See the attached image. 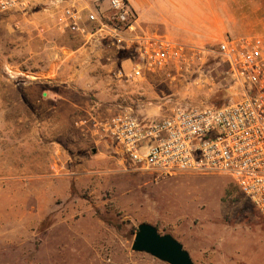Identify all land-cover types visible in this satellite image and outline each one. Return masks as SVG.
I'll use <instances>...</instances> for the list:
<instances>
[{
	"label": "rangeland",
	"instance_id": "374dc122",
	"mask_svg": "<svg viewBox=\"0 0 264 264\" xmlns=\"http://www.w3.org/2000/svg\"><path fill=\"white\" fill-rule=\"evenodd\" d=\"M200 3L210 24L200 46L264 35V0ZM95 46L58 30L40 8L0 16V264H164L131 251L141 223L174 237L195 264H264V221L229 177L128 172L112 148L74 126L92 104L140 120L228 104L237 96L225 65L209 56L190 73L136 85L99 67V92L109 96L97 98L88 69L106 46Z\"/></svg>",
	"mask_w": 264,
	"mask_h": 264
},
{
	"label": "built area",
	"instance_id": "2783aa9c",
	"mask_svg": "<svg viewBox=\"0 0 264 264\" xmlns=\"http://www.w3.org/2000/svg\"><path fill=\"white\" fill-rule=\"evenodd\" d=\"M36 8L49 11L52 24L75 39L127 52L129 65L112 72L123 84L184 75L217 56L237 96L228 104L175 107L159 120L127 111L89 114L74 126L112 148L128 172L229 177L264 221V35L200 46L146 32L128 0H0V16Z\"/></svg>",
	"mask_w": 264,
	"mask_h": 264
},
{
	"label": "crops",
	"instance_id": "0c3cea01",
	"mask_svg": "<svg viewBox=\"0 0 264 264\" xmlns=\"http://www.w3.org/2000/svg\"><path fill=\"white\" fill-rule=\"evenodd\" d=\"M201 0H128L131 8L137 15V21L140 27L146 32L161 33L175 41L182 43H192L198 45L203 40V36H209L210 24L207 18L202 17L206 12H202L203 6ZM207 21V22H206ZM204 34V35H203ZM200 45V44H199ZM95 45H92L95 48ZM106 48H110L109 51ZM105 53L97 56V61L92 60V78H88L87 82L92 85V96L103 98L109 96V92L100 93L99 84L97 82L99 74L96 73L99 67L105 71L112 73L119 66L129 65V54L125 51H119L123 55L118 57V51L115 48L106 46ZM108 53V56L104 54ZM115 67L116 69H112ZM99 72V71H98ZM86 82V81H85ZM42 94V97L48 98V93ZM59 103L66 100L61 93L54 95ZM71 108H80L74 102H69ZM101 105L92 104V107H84L86 114L91 112L93 115L103 114L99 111ZM104 117L107 115H103ZM109 116V115H108ZM94 143V142H93ZM95 145L106 146L104 143H94Z\"/></svg>",
	"mask_w": 264,
	"mask_h": 264
},
{
	"label": "water",
	"instance_id": "95a60500",
	"mask_svg": "<svg viewBox=\"0 0 264 264\" xmlns=\"http://www.w3.org/2000/svg\"><path fill=\"white\" fill-rule=\"evenodd\" d=\"M131 251L149 255L164 264H195L180 242L147 223L137 226Z\"/></svg>",
	"mask_w": 264,
	"mask_h": 264
}]
</instances>
